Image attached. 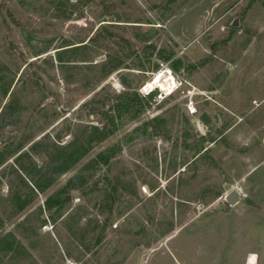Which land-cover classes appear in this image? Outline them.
Here are the masks:
<instances>
[{"label":"rangeland","instance_id":"1","mask_svg":"<svg viewBox=\"0 0 264 264\" xmlns=\"http://www.w3.org/2000/svg\"><path fill=\"white\" fill-rule=\"evenodd\" d=\"M259 164L264 0H0V264L201 260Z\"/></svg>","mask_w":264,"mask_h":264},{"label":"crops","instance_id":"2","mask_svg":"<svg viewBox=\"0 0 264 264\" xmlns=\"http://www.w3.org/2000/svg\"><path fill=\"white\" fill-rule=\"evenodd\" d=\"M260 165L242 178L238 189L244 201L227 211L218 201L205 209L203 229L194 234L203 231L206 244L201 260L195 259V264H264V180L250 178ZM218 233L225 238L219 245L212 243Z\"/></svg>","mask_w":264,"mask_h":264},{"label":"bare ground","instance_id":"3","mask_svg":"<svg viewBox=\"0 0 264 264\" xmlns=\"http://www.w3.org/2000/svg\"><path fill=\"white\" fill-rule=\"evenodd\" d=\"M175 85V80L172 77L170 71H160L154 76L151 82L146 84L143 91L150 93L155 89H160V91L169 92L175 87Z\"/></svg>","mask_w":264,"mask_h":264},{"label":"water","instance_id":"4","mask_svg":"<svg viewBox=\"0 0 264 264\" xmlns=\"http://www.w3.org/2000/svg\"><path fill=\"white\" fill-rule=\"evenodd\" d=\"M238 19H235L231 24V27H237ZM226 205L230 208L235 207L237 204L243 201L241 193L237 189H232L223 198Z\"/></svg>","mask_w":264,"mask_h":264},{"label":"trees","instance_id":"5","mask_svg":"<svg viewBox=\"0 0 264 264\" xmlns=\"http://www.w3.org/2000/svg\"><path fill=\"white\" fill-rule=\"evenodd\" d=\"M91 40V38L89 39V41ZM117 97L118 98H122V99H124L123 101L125 102V103H128L127 105L128 106H132L133 104H134V99L133 98H131V99H128L127 97H126V95L125 94H122V95H117ZM94 103H97L96 102V99H93L90 103H87L86 105H84V107L86 108V107H90V106H92V105H94ZM92 112H94V109H91L89 112H88V114H91ZM72 145H74L73 143H71V145L69 144L68 146H66V147H64L65 149L66 148H69V147H71Z\"/></svg>","mask_w":264,"mask_h":264}]
</instances>
